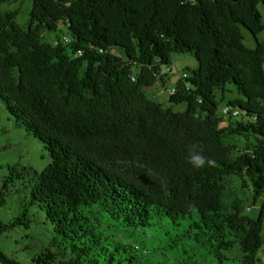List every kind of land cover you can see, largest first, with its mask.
Listing matches in <instances>:
<instances>
[{
	"label": "trees",
	"instance_id": "obj_1",
	"mask_svg": "<svg viewBox=\"0 0 264 264\" xmlns=\"http://www.w3.org/2000/svg\"><path fill=\"white\" fill-rule=\"evenodd\" d=\"M23 1L0 0V100L52 159L33 172L30 205L56 236L33 263L148 264L146 249L117 234L166 229L180 232L169 249L186 237L222 263L239 244L244 264H255L264 207L254 220L237 200L226 204L225 180L250 181L255 201L264 193V43H244L245 30L264 31V0H32L27 28L18 11H2ZM61 24L71 43L46 41ZM181 55L198 66L165 107L145 90L165 87L162 68ZM227 86L238 97L226 106L244 117L219 114ZM237 138L247 145L234 156ZM194 145L215 166L193 167ZM8 173L2 191L25 169ZM26 218L0 221V234ZM0 262L21 264L1 251Z\"/></svg>",
	"mask_w": 264,
	"mask_h": 264
},
{
	"label": "rangeland",
	"instance_id": "obj_2",
	"mask_svg": "<svg viewBox=\"0 0 264 264\" xmlns=\"http://www.w3.org/2000/svg\"><path fill=\"white\" fill-rule=\"evenodd\" d=\"M32 0L5 4L3 12L18 11V23L27 28L29 25V12ZM264 23V7H259ZM246 39L244 43L249 48H255L257 41L264 43V31L254 37L247 30L244 31ZM68 36L66 27L61 24L58 32L46 33L45 39L48 42H55L57 37ZM196 59L190 55L174 56L172 72H168L166 67L162 68L161 75H168L170 80L167 89L171 90L178 81L179 71H188L197 68ZM159 84L145 90L146 95L155 101L162 103L165 107L169 105L170 95L167 97L155 96L152 92L159 91ZM238 97L237 91L232 86H227L223 91H218L217 99L221 103L219 114H222V107L228 105L231 100ZM176 112H185L187 106L180 104L175 108ZM241 114L240 117H244ZM237 145L234 156L244 151L247 143L242 138L233 141ZM52 162L51 155L45 145L28 133L23 126H19L9 115L6 106L0 100V221L9 224L18 219L24 210H28V218L23 219V225L16 226L0 234V251L7 257L21 264H34L32 259L48 248L56 234L52 225L47 221L44 210L39 205L31 206L30 185L33 172L42 173ZM18 165L24 173V180L16 182L12 187L2 191L3 180L9 175L8 167ZM226 185V204L230 205L237 200L243 210V215L257 220L264 207V193L255 201L254 189L250 181L243 180L236 176L228 177ZM28 224V225H27ZM172 229V228H171ZM173 236L166 235V229L157 232H147L143 236L142 232L134 234H117L118 240L122 243L139 245L146 249L145 260L148 264H244V253L239 244H234L228 251H223L224 259L222 263L210 253L208 247H204L195 240L182 237L173 249H169L166 240L175 239L180 234L179 231H172ZM182 235V234H181ZM264 239V223L262 229ZM136 242V243H134ZM167 249L165 250V248ZM0 264H2L0 262ZM255 264H264V246L260 249Z\"/></svg>",
	"mask_w": 264,
	"mask_h": 264
},
{
	"label": "built area",
	"instance_id": "obj_3",
	"mask_svg": "<svg viewBox=\"0 0 264 264\" xmlns=\"http://www.w3.org/2000/svg\"><path fill=\"white\" fill-rule=\"evenodd\" d=\"M62 40L69 44L71 43V38L69 36H63ZM168 72H172L171 68H168ZM189 77V73L186 71L178 72L179 80H186ZM163 92L168 93V95L172 96L176 93V87H173L171 90L166 89L164 86L161 87ZM223 117L232 116L233 118H239L241 116V112L239 109H232L228 106L222 107V114Z\"/></svg>",
	"mask_w": 264,
	"mask_h": 264
},
{
	"label": "clouds",
	"instance_id": "obj_4",
	"mask_svg": "<svg viewBox=\"0 0 264 264\" xmlns=\"http://www.w3.org/2000/svg\"><path fill=\"white\" fill-rule=\"evenodd\" d=\"M188 162L195 168H203L206 164L208 166H215V161L203 154V148L198 145H194L189 151Z\"/></svg>",
	"mask_w": 264,
	"mask_h": 264
},
{
	"label": "crops",
	"instance_id": "obj_5",
	"mask_svg": "<svg viewBox=\"0 0 264 264\" xmlns=\"http://www.w3.org/2000/svg\"><path fill=\"white\" fill-rule=\"evenodd\" d=\"M169 80H170V77L168 76V77H165V88L167 89V84H168V82H169ZM179 80V79H178ZM178 82V81H177ZM159 86H160V89H159V91H155V92H152L155 96H158V97H163V98H165V97H167V93H165V92H163V90L161 89V86H164V85H160L159 84ZM175 87V86H174ZM152 88V87H151Z\"/></svg>",
	"mask_w": 264,
	"mask_h": 264
}]
</instances>
